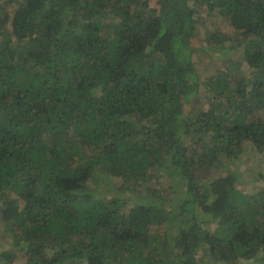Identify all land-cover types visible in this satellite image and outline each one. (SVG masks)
I'll return each mask as SVG.
<instances>
[{"label":"trees","instance_id":"obj_1","mask_svg":"<svg viewBox=\"0 0 264 264\" xmlns=\"http://www.w3.org/2000/svg\"><path fill=\"white\" fill-rule=\"evenodd\" d=\"M154 1L0 0V264H264V0Z\"/></svg>","mask_w":264,"mask_h":264},{"label":"rangeland","instance_id":"obj_2","mask_svg":"<svg viewBox=\"0 0 264 264\" xmlns=\"http://www.w3.org/2000/svg\"><path fill=\"white\" fill-rule=\"evenodd\" d=\"M193 2V0L191 1ZM152 4H155V1L152 0ZM194 4V3H193ZM195 5V4H194ZM198 9L201 10V5H198ZM200 16L202 17L203 23L201 26L202 33L206 29H209L211 31H216V29H223V30H229L231 29L230 26L227 25V23L223 20H220L218 16H210L205 13V11H201ZM203 46H206V43H203ZM196 61H197V73L201 80H204L214 74L217 69H224L225 65L229 60L233 63H239L240 69L244 70L246 75H249L251 69H249L248 64L243 59V47L238 46L235 47L233 50H228V52H225L222 50H213L212 48H206L205 50H198L194 55ZM238 72V70H235V73ZM200 95L201 99L199 101L194 102L193 104L195 106H200L204 103L205 97L203 96V93ZM249 149V148H248ZM227 163V162H225ZM224 167H227L225 165ZM238 170L242 172L246 178L245 183H238V186L244 185L246 190H253L256 186L260 185L262 182H259V175L264 172V153H254L251 151V149L246 150L243 154V161L239 164ZM114 183L118 184L121 180L119 178H113ZM169 185V182L167 181L166 177L162 178V183L159 187L161 188H167ZM178 188V187H177ZM103 189V188H102ZM107 193V190H106ZM162 194V193H161ZM164 194L170 195L171 198H168L167 201L171 203L172 205V199H176V195L173 193V190H169L167 192H164ZM153 197V196H152ZM153 199H156V197H153ZM209 218H206L204 220H207ZM178 224V221H175L173 224L169 225V230H173V232L176 230V225ZM12 246L11 244V238L7 236L5 233V228L2 222V217L0 215V246L4 247L6 245ZM204 253V264H214V258L208 254V252ZM200 255H202V252H200ZM23 259L19 258V260L15 264H23Z\"/></svg>","mask_w":264,"mask_h":264}]
</instances>
